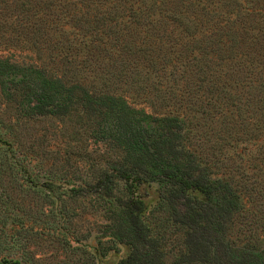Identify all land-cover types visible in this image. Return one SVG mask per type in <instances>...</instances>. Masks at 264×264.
I'll list each match as a JSON object with an SVG mask.
<instances>
[{
	"label": "trees",
	"instance_id": "16d2710c",
	"mask_svg": "<svg viewBox=\"0 0 264 264\" xmlns=\"http://www.w3.org/2000/svg\"><path fill=\"white\" fill-rule=\"evenodd\" d=\"M11 106L16 122L74 127L84 158L99 149L73 191L103 200L127 248L118 264H264V0H0V108ZM191 127L212 128V149L236 150L252 179L212 174ZM77 243L69 264L115 249Z\"/></svg>",
	"mask_w": 264,
	"mask_h": 264
},
{
	"label": "rangeland",
	"instance_id": "374dc122",
	"mask_svg": "<svg viewBox=\"0 0 264 264\" xmlns=\"http://www.w3.org/2000/svg\"><path fill=\"white\" fill-rule=\"evenodd\" d=\"M124 95L136 108L155 112L147 97ZM174 110L181 116V110L172 107ZM16 117L14 106L0 108V137L9 142L1 144L8 166L0 169V259H18L24 264H69L81 256L75 250L77 242L91 253L99 250L98 243L102 242V248L115 249L105 258L100 257L98 264H118L127 248L111 238L112 226L101 208L103 200L73 191L93 176L99 164V149L90 148V157L84 158L89 143L82 136L74 137L76 143L70 141L74 127L49 118L16 122ZM204 131L207 136L191 127V136L198 137H191L189 146L200 153L210 172L236 180L252 179L240 167L242 159L236 150L227 151L228 157L224 158L209 143L212 128ZM149 200L155 204L154 196ZM257 221V225L264 226L262 219ZM180 241V235L172 231L166 240L167 250H177Z\"/></svg>",
	"mask_w": 264,
	"mask_h": 264
}]
</instances>
